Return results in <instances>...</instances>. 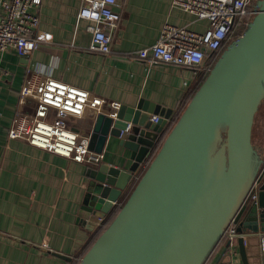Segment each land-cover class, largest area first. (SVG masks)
<instances>
[{"label":"water","instance_id":"1","mask_svg":"<svg viewBox=\"0 0 264 264\" xmlns=\"http://www.w3.org/2000/svg\"><path fill=\"white\" fill-rule=\"evenodd\" d=\"M263 103L264 0H255L246 29L222 52L161 146L172 108L141 98L114 115H96L88 137L98 159L81 214L103 222L121 208L78 264H206L258 184V200L237 228L249 264L243 233L264 227V158L253 139ZM111 137L130 152L128 168L100 161Z\"/></svg>","mask_w":264,"mask_h":264},{"label":"crops","instance_id":"2","mask_svg":"<svg viewBox=\"0 0 264 264\" xmlns=\"http://www.w3.org/2000/svg\"><path fill=\"white\" fill-rule=\"evenodd\" d=\"M118 2L122 19L109 54L89 48L90 23L78 17L84 0H42L37 32L42 46L31 57H22L14 50L0 53L4 72L0 91V264H75L104 222L92 223L81 214L94 162H76L9 137L19 92L28 74L40 70L43 76L88 93L90 105L84 114L69 118L82 137L89 136L99 112L114 115L121 105L135 106L141 98L172 108L174 119L189 103L188 91L201 78L193 68L153 63L150 56L166 22L203 30L206 20H196L174 7L173 0ZM95 99L99 102L93 106ZM82 116L84 123L80 125ZM118 142L111 137L99 155L100 161L128 168L132 164L130 152ZM259 149L264 158V147ZM147 163L137 175L143 173ZM262 171L264 178V163ZM254 189L237 217V227L254 203ZM245 233L248 263L264 264V227L257 234H251L249 228ZM234 242L230 248L224 235L206 264H244L238 238Z\"/></svg>","mask_w":264,"mask_h":264},{"label":"built area","instance_id":"3","mask_svg":"<svg viewBox=\"0 0 264 264\" xmlns=\"http://www.w3.org/2000/svg\"><path fill=\"white\" fill-rule=\"evenodd\" d=\"M42 0H0V53L14 50L22 57H31L42 43L37 37L41 24L39 9ZM118 0H84L79 19L89 21L92 34L90 50L109 54L120 25L122 14ZM173 5L192 14L196 20H206L203 30L166 22L152 46L150 61L190 67L196 75L210 71L225 46L243 33L255 14V0H173ZM239 25L243 28L236 32ZM3 74L0 66V91ZM99 102L93 100V106ZM90 105L88 93L40 70L25 77L19 92L15 115L9 126L10 138L65 156L76 162H93L89 137H82L69 118L81 116ZM154 121L159 116L152 117ZM129 130H123L125 133ZM257 186L251 194L258 200ZM237 217L225 235L231 247L237 239Z\"/></svg>","mask_w":264,"mask_h":264},{"label":"rangeland","instance_id":"4","mask_svg":"<svg viewBox=\"0 0 264 264\" xmlns=\"http://www.w3.org/2000/svg\"><path fill=\"white\" fill-rule=\"evenodd\" d=\"M245 29V27H243ZM243 28H240L239 25L236 27V32H240ZM231 42H229L225 48L222 50V52L227 48V46L230 44ZM221 52V54H222ZM220 54V56H221ZM219 56V57H220ZM218 60V59H217ZM215 60L214 62L210 63V67L212 68L214 66V64L216 63ZM211 70V69H210ZM209 71L207 70L204 71L203 75L205 76L206 74H208ZM202 75V76H203ZM204 76L202 78H197V80L195 81V85L192 89H194V91L201 85L203 79H204ZM80 125H83L84 123V118L83 116L80 117ZM254 143L256 144V146L258 148H263L264 147V103L262 104V106L260 107L259 111H258V114L256 116V121H255V126H254Z\"/></svg>","mask_w":264,"mask_h":264},{"label":"trees","instance_id":"5","mask_svg":"<svg viewBox=\"0 0 264 264\" xmlns=\"http://www.w3.org/2000/svg\"><path fill=\"white\" fill-rule=\"evenodd\" d=\"M252 17L253 16H251V19H252ZM246 29V28H245ZM244 29V30H245ZM243 30V31H244ZM204 76V75H203ZM203 76H201V78L203 77ZM207 76V74L204 76V79H205V77ZM204 79H203V81H204ZM202 81V82H203ZM199 88V87H198ZM197 88V89H198ZM197 89L194 91V89H190L189 91H188V94H187V99L188 98H192V96L195 94V92L197 91ZM183 107H181L180 108V112L175 116V118L174 119H172L170 122H169V124H168V126L166 127V130H165V132H164V134H163V136L160 138V140H159V143H158V147L159 146H161V144H162V141H163V139L165 138V136L167 135V133L170 131V129L173 127V125L176 123V121L178 120V118L180 117V115H181V113L183 112ZM157 150V149H156ZM120 208H121V206H120ZM120 208H117V210L116 211H114L111 215H109V217L100 225V226H98V228H97V231H96V233H95V236H94V238L90 241V243H89V246H88V248H87V250L92 246V244L95 242V240L98 238V236L105 230V228L111 223V221L114 219V217L116 216V214L118 213V211H119V209ZM239 215V214H238ZM238 215H237V217H238ZM224 237V236H223ZM222 240V239H221ZM220 240V241H221ZM220 243V242H219ZM218 246V245H217ZM87 252V251H86ZM79 263V260H76V263L75 264H78Z\"/></svg>","mask_w":264,"mask_h":264}]
</instances>
